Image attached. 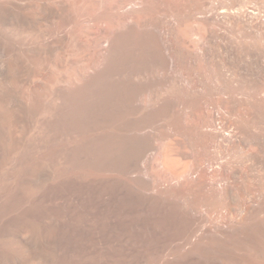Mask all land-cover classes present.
I'll list each match as a JSON object with an SVG mask.
<instances>
[{"label": "bare ground", "instance_id": "6f19581e", "mask_svg": "<svg viewBox=\"0 0 264 264\" xmlns=\"http://www.w3.org/2000/svg\"><path fill=\"white\" fill-rule=\"evenodd\" d=\"M0 264H264V0H0Z\"/></svg>", "mask_w": 264, "mask_h": 264}]
</instances>
